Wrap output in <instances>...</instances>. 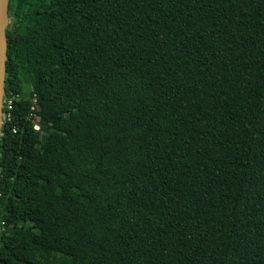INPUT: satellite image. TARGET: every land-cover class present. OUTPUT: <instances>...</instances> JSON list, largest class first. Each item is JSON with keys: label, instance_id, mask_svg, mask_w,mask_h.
Here are the masks:
<instances>
[{"label": "trees", "instance_id": "16d2710c", "mask_svg": "<svg viewBox=\"0 0 264 264\" xmlns=\"http://www.w3.org/2000/svg\"><path fill=\"white\" fill-rule=\"evenodd\" d=\"M9 17L0 264H264V0Z\"/></svg>", "mask_w": 264, "mask_h": 264}, {"label": "water", "instance_id": "95a60500", "mask_svg": "<svg viewBox=\"0 0 264 264\" xmlns=\"http://www.w3.org/2000/svg\"><path fill=\"white\" fill-rule=\"evenodd\" d=\"M10 0H0V142L4 124L3 108L6 101V62L8 59L7 29L10 25L9 17Z\"/></svg>", "mask_w": 264, "mask_h": 264}, {"label": "built area", "instance_id": "2783aa9c", "mask_svg": "<svg viewBox=\"0 0 264 264\" xmlns=\"http://www.w3.org/2000/svg\"><path fill=\"white\" fill-rule=\"evenodd\" d=\"M13 100H14V98H11V99L8 100L9 108H10V106L12 105ZM33 102L36 103V100H34ZM35 109H36V107L33 106V107H32V113H31V116H35V113H34ZM35 129H36V130H40V126H39L38 124H36V125H35ZM0 233H1V229H0Z\"/></svg>", "mask_w": 264, "mask_h": 264}, {"label": "rangeland", "instance_id": "374dc122", "mask_svg": "<svg viewBox=\"0 0 264 264\" xmlns=\"http://www.w3.org/2000/svg\"><path fill=\"white\" fill-rule=\"evenodd\" d=\"M29 86L28 85H26V87H25V92H28L29 91Z\"/></svg>", "mask_w": 264, "mask_h": 264}]
</instances>
